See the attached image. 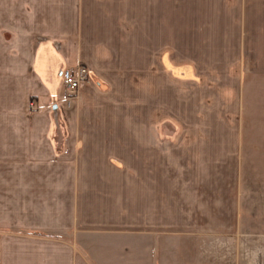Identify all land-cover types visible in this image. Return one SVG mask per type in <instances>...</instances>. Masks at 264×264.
I'll use <instances>...</instances> for the list:
<instances>
[{
	"label": "crops",
	"instance_id": "1",
	"mask_svg": "<svg viewBox=\"0 0 264 264\" xmlns=\"http://www.w3.org/2000/svg\"><path fill=\"white\" fill-rule=\"evenodd\" d=\"M10 1L0 264H90L86 246L97 264H202L196 241L238 228L245 117L264 130V0Z\"/></svg>",
	"mask_w": 264,
	"mask_h": 264
},
{
	"label": "rangeland",
	"instance_id": "2",
	"mask_svg": "<svg viewBox=\"0 0 264 264\" xmlns=\"http://www.w3.org/2000/svg\"><path fill=\"white\" fill-rule=\"evenodd\" d=\"M12 8L14 6L10 0H0V19L4 14L3 11ZM0 21L3 23V20ZM5 24L8 23L5 22ZM14 38L16 39V34L14 35L7 27H0V44L1 42L6 44L5 42L12 41ZM59 45H57L58 48ZM5 51L6 54L13 55L9 52L10 49ZM65 97H67L66 89ZM255 98L260 104L264 101V92H257ZM31 106L33 108L36 106L35 100L31 102ZM249 111L252 114L264 113V105H257ZM245 118L247 121L243 136L246 144L241 174L238 171L237 186L231 182L229 184L230 196L233 197L231 193L236 191L240 203L238 228L231 226L229 234L196 241L197 253L202 256L200 257L202 264H264V130L261 121ZM253 141L254 145L250 144ZM67 237L71 238L72 235ZM178 242L181 253L185 252L187 257L186 251L191 249L195 242L187 239H181ZM74 243L76 244V241ZM84 251L90 264H97L96 258L90 255L92 250L86 246ZM138 255L135 254L133 260L137 259ZM181 259L183 261V256Z\"/></svg>",
	"mask_w": 264,
	"mask_h": 264
},
{
	"label": "built area",
	"instance_id": "3",
	"mask_svg": "<svg viewBox=\"0 0 264 264\" xmlns=\"http://www.w3.org/2000/svg\"><path fill=\"white\" fill-rule=\"evenodd\" d=\"M89 69L86 65L76 68H64L62 70V80L67 91V98L73 100L79 97L80 89L88 79Z\"/></svg>",
	"mask_w": 264,
	"mask_h": 264
},
{
	"label": "water",
	"instance_id": "4",
	"mask_svg": "<svg viewBox=\"0 0 264 264\" xmlns=\"http://www.w3.org/2000/svg\"><path fill=\"white\" fill-rule=\"evenodd\" d=\"M56 107V106H55Z\"/></svg>",
	"mask_w": 264,
	"mask_h": 264
}]
</instances>
